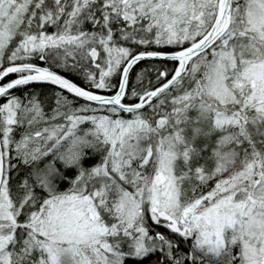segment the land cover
Returning <instances> with one entry per match:
<instances>
[{"label": "snow or ice", "instance_id": "snow-or-ice-1", "mask_svg": "<svg viewBox=\"0 0 264 264\" xmlns=\"http://www.w3.org/2000/svg\"><path fill=\"white\" fill-rule=\"evenodd\" d=\"M0 264H264V0H0Z\"/></svg>", "mask_w": 264, "mask_h": 264}]
</instances>
